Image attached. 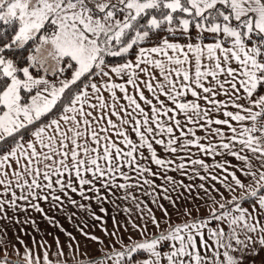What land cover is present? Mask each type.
Here are the masks:
<instances>
[{
  "label": "snow or ice",
  "instance_id": "1",
  "mask_svg": "<svg viewBox=\"0 0 264 264\" xmlns=\"http://www.w3.org/2000/svg\"><path fill=\"white\" fill-rule=\"evenodd\" d=\"M229 106L234 110H225ZM261 120L264 0H0V192L8 196L0 197V219H7L8 209L18 210V201L45 215L41 200L49 202V211L63 207L54 186L61 193L79 189L85 199L92 191L98 202L106 198L96 195L101 189L113 195L125 190L121 198L136 202L128 190L138 185L126 183L131 177L125 166L157 196L155 211L148 208L125 232H110L108 251L89 264H248L259 255L264 250ZM196 128L205 131L207 145ZM193 144L202 154L223 157L214 166L190 160L202 169L217 167L216 175H195L219 180L229 193L210 186L225 200L219 203L199 185L216 205L206 217L193 215L179 202L183 197L173 199L176 181L164 175L173 161L157 150L176 153ZM141 158L158 169L144 167ZM176 168L189 175L186 163ZM149 173L171 188L145 178ZM65 174H74L78 183L65 182ZM250 177L255 187L246 185ZM237 189L245 191L232 195ZM179 215L192 219L172 222ZM47 219L59 227L55 217ZM5 240L0 235V245ZM57 255L64 253L58 249ZM41 261L53 264L47 251L29 249L23 257V264ZM0 264H9L8 257H0Z\"/></svg>",
  "mask_w": 264,
  "mask_h": 264
},
{
  "label": "crops",
  "instance_id": "2",
  "mask_svg": "<svg viewBox=\"0 0 264 264\" xmlns=\"http://www.w3.org/2000/svg\"><path fill=\"white\" fill-rule=\"evenodd\" d=\"M104 95L108 96V93L105 92ZM117 95L119 96L121 94L118 92ZM146 95L149 94L146 92ZM188 98L192 99L190 96ZM216 99L225 98L223 96H219L216 97ZM225 110L234 109L229 106ZM213 116L214 118H225L221 114L217 113H213ZM112 118L114 121L118 119L115 116ZM188 126L193 127L191 124ZM212 127L215 128L217 125H212ZM219 127L227 132L226 126ZM195 131L196 135L201 138V142L207 145L208 140L205 139V131L200 130L199 128H196ZM176 135L179 137L180 133L177 132ZM134 137L135 136L132 138L134 139ZM113 138L119 143V138L115 137L114 133ZM182 142L183 138H181V143ZM216 142H218V138L213 140V143ZM124 147L126 148V146ZM157 150L158 154L162 158L173 161L171 165L166 166L167 171L164 175L172 176L174 178L177 185V191L171 192L170 194L173 199L183 197V199L179 202L187 209H195L202 205L212 204L211 200L205 196L204 190L199 188L201 183L205 184V187L209 189L211 196L214 197L216 201H218L221 196L212 191L210 187L212 185H214L215 188L220 189V192L224 193V196L229 195V193L225 192L224 188L219 183V180H201L199 176L195 175L196 171H198L200 175H216L220 171L217 167L202 169L199 165L193 166L190 164V160L192 159H203L205 163L210 166L218 165V163L223 160V157L220 155L211 156L202 154L195 144L189 146L188 149L178 150L176 153L164 152L159 146H157ZM228 159L231 161L232 165L237 164V161L233 158L228 157ZM217 160H219V162H217ZM140 162L144 167H151L153 170L158 169V166H156L154 162H150L148 159L141 158ZM177 163H186V171L189 175H184L183 170H177ZM125 170L131 177V179L126 183L138 185L137 187L128 190L131 192L132 196L137 198L136 202H133L131 198L127 200L121 198L124 195L125 190H114L115 195H113L111 192L101 189V191L96 193V195L106 198L98 202L92 191L85 192V196L89 197L88 199H85L80 195L79 189L76 192H72L69 187L61 193L58 186H54L53 192L57 195H61L63 207L49 211L51 208L49 202L41 200L39 203L45 208L46 215L38 213L30 208L25 210L27 206L26 202L18 201L20 208L18 210L8 209L7 219H0V229H2V233H0V235H3L6 238L5 242L0 245L6 249V251H0V257H8L9 264H11L12 261L17 260L23 262V260H21L20 251H22V248H29L36 254L47 251L49 253V259L53 262V264H72L77 262L75 260L91 258L93 256L99 259L101 253L104 252L103 247L104 244L108 242L107 238L110 232H125L130 227L131 223L138 222L140 220L141 216L146 213L148 208H152L155 211V205L152 201L156 200L157 196L148 194L152 191L151 188L143 185L142 179L138 180L137 175L134 174L131 169L125 166ZM159 170L163 172V169ZM237 175L241 176L239 172H237ZM55 178L56 177L54 176L53 179ZM87 178L94 180L90 173L87 174ZM145 178L154 179L157 186L163 185L171 188V185L160 175L153 178L151 173H149ZM220 178H223L222 173L220 174ZM62 179H64L65 182L75 179L77 183L79 180V178L74 177V174L71 176L65 174ZM241 179L243 180L244 177L241 176ZM117 180L121 183H125L122 177L118 176ZM253 180L254 179L251 177L248 178L245 181L246 185L253 182ZM181 183L184 185H191L192 190L188 191L186 187H180ZM253 184L255 183H252L251 185ZM97 186L98 185L93 184L91 187L95 188ZM83 187L87 189L89 186ZM241 190V192H243L244 189ZM16 191L19 195L20 190L17 189ZM38 191H41V195H43L47 190ZM157 191L163 194V187H157ZM239 191L240 190L237 189V192L235 193H238ZM0 197L5 199L8 198V196H6L3 192H0ZM197 197H199V199H197ZM73 199H75L78 203L75 205L72 204L70 201ZM124 201H127V203L124 204ZM161 201L166 207H168V202L166 200ZM79 204H83L84 207H79ZM246 205L248 204H245L244 206L246 207ZM169 211H172L170 207ZM156 215L159 216L160 213L156 211ZM49 216L55 217L56 224L59 225V227L49 222L47 219ZM97 217H99V219H97ZM109 217H115L118 225L113 226L112 223L109 224ZM213 226H216L215 223ZM85 233L88 234L87 237L85 236ZM92 235L102 238L103 242L91 241L88 237ZM121 245H123V243L119 242L118 246ZM58 249L62 250L64 255L58 256ZM106 250L108 249L105 248V252H107ZM77 263L89 264V260ZM40 264H46V262L41 261Z\"/></svg>",
  "mask_w": 264,
  "mask_h": 264
},
{
  "label": "rangeland",
  "instance_id": "3",
  "mask_svg": "<svg viewBox=\"0 0 264 264\" xmlns=\"http://www.w3.org/2000/svg\"><path fill=\"white\" fill-rule=\"evenodd\" d=\"M129 59H132V57H129ZM115 79H117V81H119V78H115ZM134 140H138V137H134ZM217 162H219V160H217ZM258 178L259 177L257 176L256 179H258ZM252 183H255V180H253V182H251L249 184H252ZM252 186L255 187L256 185L253 184ZM239 190L240 191L238 193H234L232 195H239L241 193V191H242L241 189H239ZM244 191H245V189L243 190V192ZM217 202L224 203L225 200L222 199V198H220ZM125 203H127V201H124V204ZM161 203H163V202L161 201ZM246 207H249V205H246ZM215 208H216V205L213 204V203L212 204H207V205H202V206H199V207L193 209V215H195L196 217H206L208 215V212L210 210H212V209H215ZM191 219H192L191 216L179 215V216H174L172 218V222H176V223L183 222V221H189L190 222ZM108 221H109V224L112 223L113 226L118 225V222L115 219V217H109L108 218ZM121 246H123V245H121ZM103 249H104L103 251L105 252V247H103ZM27 250H29V248L28 249L27 248H22V251H20L21 260H23V257H24V255H25V253H26ZM106 251H108V250H106ZM85 260H90V258L79 259V260H75V261H77V262H83ZM263 260H264V250H260L259 251V255H254V256H252L249 259L248 264H264ZM77 262L72 263V264H79ZM21 264H23V263L21 262Z\"/></svg>",
  "mask_w": 264,
  "mask_h": 264
},
{
  "label": "trees",
  "instance_id": "4",
  "mask_svg": "<svg viewBox=\"0 0 264 264\" xmlns=\"http://www.w3.org/2000/svg\"><path fill=\"white\" fill-rule=\"evenodd\" d=\"M116 60H119V58H115ZM261 123H264V120H261L260 121ZM22 262V261H21ZM23 263V262H22ZM54 264H58V263H54ZM67 264H70V263H67Z\"/></svg>",
  "mask_w": 264,
  "mask_h": 264
}]
</instances>
